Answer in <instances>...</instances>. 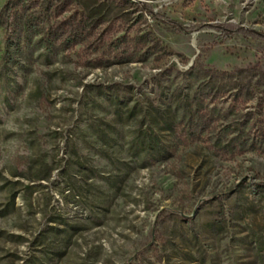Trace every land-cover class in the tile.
<instances>
[{"label": "rangeland", "instance_id": "374dc122", "mask_svg": "<svg viewBox=\"0 0 264 264\" xmlns=\"http://www.w3.org/2000/svg\"><path fill=\"white\" fill-rule=\"evenodd\" d=\"M218 22L264 0H0V264H264V38Z\"/></svg>", "mask_w": 264, "mask_h": 264}, {"label": "trees", "instance_id": "16d2710c", "mask_svg": "<svg viewBox=\"0 0 264 264\" xmlns=\"http://www.w3.org/2000/svg\"><path fill=\"white\" fill-rule=\"evenodd\" d=\"M142 5V9L147 12L148 14H150L154 19L156 20H160L163 22H167L170 23L177 31H181V32H190L191 28L184 26L182 23L168 17L165 16L164 14H160L154 11V9L152 8V6L150 4H148L147 2L142 1L141 2ZM201 26H211L216 28L217 30L223 32V33H234V32H238V33H242L244 36H259L264 38V33L263 32H259L256 31L254 29L251 28H246L243 25H240L238 23H234V22H218V23H214V24H202Z\"/></svg>", "mask_w": 264, "mask_h": 264}]
</instances>
